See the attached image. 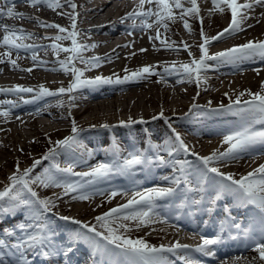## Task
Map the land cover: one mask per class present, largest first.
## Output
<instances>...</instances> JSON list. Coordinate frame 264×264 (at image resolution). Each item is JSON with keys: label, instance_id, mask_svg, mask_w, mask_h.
<instances>
[{"label": "snow or ice", "instance_id": "6c2138e0", "mask_svg": "<svg viewBox=\"0 0 264 264\" xmlns=\"http://www.w3.org/2000/svg\"><path fill=\"white\" fill-rule=\"evenodd\" d=\"M66 2L73 9V12L68 14L71 20V30L59 24L41 20L39 17H28L25 13L15 11L13 6H9L13 4V0H0V17L35 19L41 27L58 29V34L52 37L54 41H71L70 47H64L59 43H52L49 46L36 43L29 44L25 41L31 39L33 33L15 25L0 24V29L3 32V35L0 36V47L4 48V51L0 52V64L8 63L13 69L31 72L33 68L47 63L39 58L38 49L51 47L57 58L61 52L69 53L65 59H57V63L60 66L59 70L65 73L70 72L73 77L67 87L61 86L55 91L43 84L36 89L17 84L7 88L0 87V94L14 93L20 97L22 103H32L46 97L67 95L69 107H71V101L74 99L72 94L85 87L97 88L102 85L124 84L146 79L151 75L159 76L162 80L175 75L180 78L178 82H195L199 86L206 82L202 73L219 65H238L245 61L256 60L264 62V40H248L246 43L209 53V46L213 42L218 43L226 37L243 31L242 25L249 18L248 11L255 6L264 7V0H245L243 4L239 3L238 0H212L213 8L209 10L210 14L213 12L223 14L226 10H230L231 13V21L227 27L213 36H208L204 32L203 18L200 17L197 0H139L138 7L126 13L121 18V23L125 19H131L130 27L132 29L140 28L142 31L155 29V37L149 35V40H160L164 48H173L175 42L170 44L161 39L160 28L163 27L167 31L170 23H176L177 20H180L183 22L184 28L191 32L188 18L197 17L201 21L200 36L202 40L197 45L200 52L199 57L196 58L192 55L189 50L192 46L181 42L183 49L189 50V56L192 57L188 62L173 61L170 65L163 66L160 71L156 70L160 67L159 65H144L130 73L125 68V72L128 74L122 78L116 74H114L115 78L102 75L85 78L84 72L90 68L99 67L103 58L99 56L86 58L82 55L85 50L94 48L96 45L78 42V13L75 12L77 5L74 0H66ZM28 3L31 6L44 4L52 9L61 7L60 0H28ZM145 4L148 5L147 9L144 7ZM186 4L189 6L186 7ZM137 18L140 19L139 24L136 23ZM150 20L151 22H149ZM13 51L17 53L16 59L12 57ZM21 51L31 53L33 67L26 69L20 67L17 60ZM139 51L144 52L146 49ZM77 59L85 65L84 69L75 66L74 61ZM255 71L259 74L260 70L255 69ZM24 93L33 95L31 99H24L21 95ZM225 96H228V93H225ZM243 97L247 98L242 99ZM193 99L195 100V97ZM58 103L63 105L64 101L60 100ZM17 106V101L0 100V117L7 119L12 109ZM193 110H195L196 116L200 118H211L225 114L239 118L238 125L223 136L221 144H226L227 148L223 151L214 149L209 155L201 156L186 143L185 139L171 124H168L171 135L162 143H154L150 137H146L145 148L134 147L125 152L113 136L110 144V158L97 161L87 171H74L76 163L72 161L63 167L58 163H53L50 167L44 168L41 173L32 176L33 169L41 164L42 160L55 161L57 154L62 150L70 152L80 146L78 135L83 129H80L73 120L72 134L61 140L50 141L53 146L40 160H34L30 167L23 170L20 169L19 161H17L16 170L7 178L8 183L3 189H0V217H4L15 210L23 209L26 219L14 227L0 229V264H30L28 253L41 256L46 261L56 255L67 257L79 243H86L93 257L99 255L114 258V264H178V262L180 264H202L201 260L192 254L198 253L205 257H214L215 251L212 246L222 243V234L225 231L229 233L230 239L237 240L243 235L244 238L250 240L254 244L253 250L258 253L259 260L264 262V163L259 164L247 174L241 175L238 179L235 173L224 172L221 167L215 166L237 160L241 155L249 154L257 146H264V81H261L258 91L245 89L239 92L235 99L229 97L227 104L220 103L218 106L212 107L211 101L206 106L193 103L189 112L185 113L184 118H187ZM161 118L166 121L169 119L164 117L163 110L158 116L152 117L153 120ZM136 123L144 124L147 121L142 118L133 120L129 117L127 121L122 120L118 125L105 123L101 127L104 129L130 127ZM257 125H261V127L257 128ZM161 153H166V156L161 155ZM181 154L185 157L194 156L199 163L193 165L186 158L177 159L176 156ZM89 155H91L90 151ZM149 166H170L172 172L162 176L161 180L171 186L154 185L149 188H141L140 182L135 179V176L138 171H143L145 167ZM114 176L128 177L130 187L128 189L109 187L106 199L110 202L118 195L128 196V193L131 192L127 202L97 215L94 218L95 223L92 224L73 217H59L62 220L71 221L79 227L69 234L62 250L58 249L55 244L56 233L51 230L48 223V215L53 212L56 201L69 195L73 200H89L97 194V185L110 183ZM33 185H39L43 188L58 187L62 191L53 193L52 197L41 198L38 192L34 190ZM181 186H183L181 206L185 204L198 208L204 206V211L211 214L215 211V205L219 201L231 196L241 205L255 207L258 228L242 227L240 223L231 218L228 205H224L226 216L219 223L217 235L208 237L201 234V243L196 246L182 244L178 240L169 245L160 244L157 246L149 243L144 237L133 238L131 236L133 229L139 230L142 227L150 226L157 220L166 222V218H160L158 215V201L173 197L174 194L180 192ZM209 188L212 189L211 196H208L207 190ZM99 194L104 195L105 193L101 191ZM197 194L200 198H189ZM206 196L208 199L205 206Z\"/></svg>", "mask_w": 264, "mask_h": 264}, {"label": "bare ground", "instance_id": "6f19581e", "mask_svg": "<svg viewBox=\"0 0 264 264\" xmlns=\"http://www.w3.org/2000/svg\"><path fill=\"white\" fill-rule=\"evenodd\" d=\"M74 1H75V4L77 5V8L75 10L78 13L77 25L80 26L79 32L85 33L84 34V37H85L84 44L98 45L100 43L96 40L91 39L92 35L90 34V30L86 29V27H85L89 23H91V24L99 23V22L102 23V22L106 21V19H114V21L112 22L113 23L112 26L115 27V28H113L115 30L111 31L110 29H108L106 27L102 28V29H105L106 31L114 32V33H111V36H113L111 40H113L114 37H116L118 35V34H116V33H118L117 29H121L124 31L127 30L126 28H123L122 26H120L119 23H117V21H118L117 17H119L118 13H119L120 8H117L115 10H109L108 9L110 7L111 2H103V3H100L99 5H96V8L94 9V11L92 13H90V10L87 12V10H85V7L83 5L86 2H89V1L91 2L93 0H74ZM238 2L243 4V3H245V0H238ZM60 4H61V7L52 9V8L47 7L44 4L37 5V6H31L28 3V0H15L13 2V7L15 8V11L25 13L26 16H28V17L33 16L29 11L30 9L34 10V11L36 10L39 13L43 14V16L44 15L49 16V18L52 20V22L59 24V25L67 26L70 23V20L68 18H64L63 14L67 10L72 12L73 9L71 8L70 4L66 2V0L60 1ZM197 4H198V7L200 8V17H202L203 20L206 16H212L214 18L216 24L222 23L221 26L220 27L218 26L219 28H217L214 32L217 33L219 31L223 30L230 23L231 19L227 20V19L223 18L224 20L221 21L219 18H217L219 15H221V13H219V12H213L210 14L209 10L213 8L212 0H197ZM138 5H139V0H137L132 7L134 9H136L138 7ZM91 7H93V6H91ZM144 7H145V9H147L148 5L145 4ZM254 8L258 9V10L254 11ZM254 8L249 10L247 13L249 18L242 25L244 30L239 32L236 35L226 37L225 39H223L222 41H220L218 43L213 42L209 46V53L210 54L218 52V51H222L223 49L228 48V47H232L233 45H237L236 43H238V44L246 43L248 40H253V41L264 40V15H262V13H264L262 11V10H264V7L255 6ZM40 9H43V11H41ZM226 11H227V16L229 17L228 12L230 10H226ZM4 20H6V19H4ZM23 20H25V22L26 21L27 22L32 21V22H34V24L40 26L35 19L24 18ZM0 24H4L3 19H0ZM248 25H251V27H248ZM169 29H171V28H169ZM203 29H204V32L208 36L216 35V33H211L212 31H211L210 26H208V24L206 26L204 24ZM25 30L29 31L30 29L25 28ZM172 30L175 33V35H177L180 38L179 41L183 39L185 41V43L192 46L191 47V49L193 50L192 55L194 57L198 58V54H200V52H199V49L197 47L198 43L196 42V40L188 39L187 37L184 38V35L181 34V33H183V31H180L181 33L180 32L178 33V31H177L178 29H176L175 26L172 27V29L169 31L171 32ZM186 31L187 30L185 29V32ZM151 32H152L151 30L148 31V33L146 35L147 38H142V35H137L136 37H132V39H130L131 41L129 42V44L132 45V48H133V52H131V53H137V52L140 53V51H139L140 49H146V51H144V53H146V54H147V52H151V53L156 52V54H154V58H153V56H151V58H149V60L143 61L145 63H142V62L139 63L138 65H136V67H135L136 69L139 67H142L144 65H159L160 67H158L156 70L160 71L163 67V62H166V63L168 62L170 65L171 62H173V61L178 62V63L181 62L182 60H184V62L190 61V59L192 57H190V56L186 57L183 53V49H181V48H180V52L175 53L174 55H172L173 53L167 54V52H165L166 51L165 49H171V48L162 47L161 42L158 40H155V39L149 40V35H151V36L154 35ZM31 33L34 34V31ZM196 35H200V34L196 33ZM49 36H51V35L47 34L46 38ZM163 36H164V34H163ZM37 37H39V36H37ZM153 37H155V35ZM174 37H176V36H174ZM90 39H91V41H90ZM200 39H198V40H200ZM242 39H244V40H242ZM41 40H43V39H41ZM92 41H95V43ZM175 42L177 43L178 41H175ZM32 43H36L38 45L49 46L46 41H35L33 39V40H31L30 44H32ZM47 48L48 47H40L38 49V52H37L38 56H40L39 54H45L48 56V58L47 59L45 58L44 60L39 57L41 60L46 61L47 63H45L43 66H38V67L33 68V71H31V72L21 71L19 69H13L11 67V65H9L8 63L0 64V87L7 88V87H12L14 85L19 84V85H23L25 87H32V88L36 89L41 84L46 86L48 83L52 82L56 78V77L53 78V76H52L54 73H56V74L58 73L59 77H60L59 74L64 75V77H65V75H69L70 72L65 73L64 71L59 70L60 66L57 63V59L55 57L51 56V54ZM173 48H176V46L174 45ZM2 49H4V48L0 47V52H3ZM111 50L112 49H110V51ZM127 51H129V50H127ZM20 53H23L25 55L26 59L28 60L27 61L28 65L25 68H23V67H21V68L26 69V68L33 67V61L31 59V53L30 52H24V51H21ZM122 55H123V51H121L118 48L116 50V48H115L114 51L112 50L110 54H107V57L105 58L107 60L102 59L100 66L96 67L94 69V73H91V76H89L87 73H84V77L85 76L95 77L96 75H98L96 73L97 68H100V70H103L106 72H107V70H111L112 68L116 69L115 66H117V64L119 65L120 61H122ZM169 57H171V58H169ZM64 59H65V57H64ZM59 60H62V59L59 58ZM125 60H126V58H125ZM151 60H154V61H151ZM149 61H151V62H149ZM105 62H108L109 65H107V66L104 65ZM114 62H116V63L118 62V63L114 64ZM76 63H79L78 59L76 60ZM121 63H123V61ZM135 64H137V63H135ZM262 65H264V62H261L259 60L245 61V62H242L238 65H233V64L219 65L213 69L207 70V71L202 73V75L206 78V82L201 83L199 86L195 82H187V81L178 82V80L180 78L175 76V75L168 76L166 78V80H162L159 76H156V75L148 76L147 80H144L143 82H149V80H151L150 82L152 83V81H154V78L156 81L160 82L159 83L160 85H158L159 86L158 90L157 91L154 90V93H156L159 96V99L165 95L171 96L173 99H175L174 101L176 102L175 103L176 105L172 104L170 107H160L157 109V111L159 113L161 112V110H163V113H165L167 115V118H169L168 120H170L171 122H169L168 120L166 121L163 118L153 120L152 117H150L146 114V113L154 110L153 108H150L148 110V112L147 111L144 112L145 117L143 118V120L147 121V123H144V124L136 123V124L131 125L130 127H115V128H111V129L102 128L101 125H103V124H100V125L99 124L98 125L93 124L95 127H92L93 125L91 123L95 122L94 119L95 118H102L105 113H106V116L110 117L109 120H113V121H110V123L114 122L113 125H118L119 122L122 120L127 121L129 119V117H131V112L134 111V114H135L136 113L135 110L139 109L138 106L128 109V106H126V107L124 105L119 106L120 102L117 104V101L121 98V96L125 95V94H122L125 91H128V92L130 91V92L122 97L124 99H126V97H127V99H129V97H134L136 95L135 91L145 93L146 95H148V94L152 95L149 93V90L146 88V86H144L142 81H139V82L130 81V82H126L124 84L102 85V86H99L97 88L85 87V88H81V89L75 91L72 94L73 96L75 95L74 99L71 101L72 108L75 109L76 107L82 106L83 109L75 110V112L71 118H72V120H75V122H77V123L79 122V124H82V123H86V125L91 124V125H87L85 128H83V131L79 133V136L81 137V135H83L84 137L90 138L93 141L92 143L87 145V148L91 152V155H89V153L87 155H85L86 153H81L80 157L83 160L79 159L75 163L76 164H82L83 162H95V161L100 160V159H102V160L103 159H109L110 158L109 157L110 144L112 142L113 136L118 140L119 145H120L122 150H125L124 145L127 143L131 149H133L134 147L140 148L141 142H144L145 147H146V137H150L151 141L154 143H160L161 138L164 141L169 135H171L168 124H171V126L174 127L175 129H179L180 131H183L186 135H189L188 133H192L195 136H197L196 138L200 139V141H202V142H200L197 139L194 142H191V144L194 148L197 146H200V147H207L208 146V148H207L208 150H213L215 148V143H213L214 142L213 137L212 136L206 137V136H204V133L212 132V130L210 128L215 123H217L219 121H220V123L223 122V123L228 125L233 121V119L226 116V114H225V115H221V116H214L211 118H198L197 119L198 123H192L191 121H188L187 118H184L185 117L184 114L178 115L181 112L179 110L183 107L186 108L187 105L183 101L179 100L177 98L176 94L183 95L184 97H190V93L192 90L191 88L198 87V92L195 95V99H199L202 97L203 98H205V97L210 98L212 91L215 88H217L219 85L221 86L223 83H227V82H229V80L238 78L240 76H241L240 79H242V78L246 79V82H245L246 85L242 86L244 89H250L253 87L259 88L261 81H264V66L261 67ZM53 69H56V70H53ZM255 69L260 70L259 74H257V71H255ZM117 70H119V69H117ZM19 71L24 73V74L22 73L23 77L22 76L21 77L13 76V74L15 72H19ZM87 71H90V69ZM31 80L33 82H31ZM55 80H57V79H55ZM66 80H68V79H66ZM65 83H66V81H65ZM181 85L182 86L184 85L185 87L182 88ZM232 86H234V84ZM137 89H139V90H137ZM209 91H211V92H209ZM225 93H227V92L226 91L225 92H222V91L218 92V94H225ZM192 94H194V93H192ZM32 95L33 94H31V93H24L22 96L24 97V99H31ZM53 98L54 97H46V98H42L40 100H36L32 103H22L19 106H17L16 108L12 109L11 114L9 116L10 118L8 121L16 124L17 134L19 136L21 135V137H23V138H24V136L25 137L27 136V134H24L23 132L21 133V129L24 127L29 128V129H33V130L36 129V130H34L35 132H40L41 131V129L39 128V126H40V127L44 128V132L46 129L47 130L46 132L50 133L51 128H56V127L58 128L59 127V128L64 129L65 126H67V125H65V122L61 123L60 119H59V121L56 120V117L53 115V113H52L53 109L52 108L54 107L56 110H59V108L61 107V106H57V104L53 103V101H54ZM18 99L20 100L19 96L16 97V100H18ZM154 100L158 101L157 97L154 98ZM157 103L161 105V100ZM117 107H118V109H117ZM108 108H113V110L110 111V110H108ZM92 109L95 111H91ZM87 111H90V116L88 118L80 121V118L76 117L79 115L85 116L88 113ZM178 111H179V113H178ZM27 113L30 115H28ZM113 113H115V114H113ZM137 113H138V111H137ZM61 115H62V117H64L66 114H61ZM88 115H89V113H88ZM166 115H164V116H166ZM106 116L104 119H106ZM27 117H29L28 119L31 118L32 121L27 120ZM116 118L118 119V121H114ZM133 120H140V119H133ZM177 120H179V121H177ZM0 130H1V124H0ZM9 131H11V130L5 129L4 134L1 132H0V134L5 136V135H8V133H10ZM110 134L112 136H109ZM204 138H207V139H204ZM19 139H21V138H19ZM163 154H166V153H163ZM249 154H243L241 156L240 160H244V157L246 158L247 155L249 156ZM64 155L65 154L63 153L61 156H64ZM181 155L176 156V158L181 157ZM68 158H69V156L67 157V159ZM17 161H20V160H17ZM248 163H249V167H247V169L252 168L253 166H255L254 168H256L259 166V164L264 163V159L262 157H258V158H256V161H254V162L251 161ZM235 165H236V167H234V169H236L237 167L239 168L240 161L235 162ZM165 167L166 166H163V167H152V166H150V167H145L144 170L149 169V170H154L153 172L156 171L159 173V172H163L164 169H169V168H165ZM20 168H21V166H20ZM245 171L250 172V170H245ZM117 177H120V176H117ZM0 181H1V179H0ZM106 185L107 186L114 185V182L106 183ZM51 189H54V187ZM129 196H130V193H128V196H121L120 195L119 199H121V201L118 202L117 204L119 205L123 201H127ZM5 206H7V205H5ZM74 208H75V211L77 214L83 212V210H86V207L85 208L84 207H81V208L74 207ZM19 215L22 216L20 218L21 221H24L26 219V218H24V212H22V209H18V210H15L14 212L4 216L3 219L0 220V224H5L7 222L9 223V222L14 220L15 216H19ZM49 215H48L49 218L51 217L52 219H55L53 215L52 216H49ZM235 218L237 220H240L242 227L246 228V225L242 224V223H244V222H242L245 219L244 216H235ZM246 218L249 221L255 222V221H257V213L248 214ZM17 219H19V218H17ZM54 224L55 223H52V225H54ZM10 225H11V223H10ZM184 225L189 226L195 230L200 228V226L197 222L185 223ZM151 226L153 227V229L158 230L161 233V235H159V236H162L163 234L167 235L168 237H166L167 238L166 241L169 243H171L174 240L181 241V239H182V240L186 241L187 239H194V236H197L200 240V236L198 234L182 233V232H179L178 229L175 230L172 228H168L167 225L161 226L158 222L153 223ZM186 226H184V227H186ZM256 228H258V227H253L252 229H256ZM55 231L57 233L58 239L61 241L62 245H64V243L67 241L68 236L70 234L69 230L62 228L59 225L55 229ZM169 234L172 237H170ZM177 236H178V238L176 239L175 237H177ZM222 237H223L222 243H220L218 245H221V244H224L227 242L225 237L224 236H222ZM242 237H243V235H242ZM244 240L247 241L248 239L244 238ZM55 243L58 245L57 248L62 250V245H60V242H58V240L56 239V236H55ZM154 243H156V242H154ZM77 249L78 250H77L76 255H74V258L81 260V259H84L86 257L88 260V264H100L101 263L102 256L97 255V256L93 257L91 255V251L87 253V249H85L82 246L77 247ZM28 254H30V256H34V254H32V253H28ZM71 255H72V253H71ZM58 259L61 261L62 264H65V260H67V257H65L63 255H58ZM229 264H264V262L259 260L257 252H254V253L251 252L247 255V257L240 260L239 262L234 260V261L230 262Z\"/></svg>", "mask_w": 264, "mask_h": 264}, {"label": "rangeland", "instance_id": "374dc122", "mask_svg": "<svg viewBox=\"0 0 264 264\" xmlns=\"http://www.w3.org/2000/svg\"><path fill=\"white\" fill-rule=\"evenodd\" d=\"M60 1H64V0H60ZM94 1V2H93ZM89 6H92L93 4H97L103 0H93ZM9 6H13L12 5H9ZM84 7L86 5H83ZM88 6V5H87ZM88 6V7H89ZM41 11H43V9H40ZM30 13L33 15V16H39L41 20H44L46 22H51V23H54L52 22V20L49 18V16H43V14L39 13L38 11H34V10H29ZM54 12V11H53ZM69 12V13H68ZM71 11L67 10L65 11V13L63 14L64 15V18H68V14H70ZM73 12V11H72ZM91 13V12H90ZM223 14L222 15H219L217 18H219L221 21L223 20ZM191 18V19H190ZM0 19H3V22L4 24H9V25H15L17 27H22L23 29L27 28V29H30L29 31L30 32H33L34 31V35L31 39L25 41L26 43L28 42L30 44L31 40H35V41H47V44L48 45H51L52 43H59L61 44L62 46L64 47H70L69 46V41L68 40H60V41H54L52 39V37H55V35H51L49 37L46 38V35H44L45 33H49L50 30L47 29V28H44V27H41V26H38L36 24H34V22H25V20L23 19H20V18H17V17H13V18H8V17H0ZM6 19V20H4ZM189 20V23L191 25V33L189 31H186L185 32V28H184V25H183V22L180 21V20H177L176 23H170L169 24V28L172 29V27L175 26L176 29H178V33L180 31H183V33H181L182 35H184V38H188V39H193V40H196V42L199 44L202 42V40L200 39L201 36L200 35H196L197 34H200V30H201V21L199 18L197 17H189L188 18ZM208 19V20H207ZM198 22H197V21ZM205 22V23H204ZM208 24V26H210L211 28V33H216L214 32L217 28H219L221 26L222 23L220 24H216L215 23V20L212 16H206L203 20V27H204V24L205 26ZM56 24V23H55ZM91 23L88 24V26L90 25ZM86 25V24H85ZM195 26V27H194ZM219 26V27H218ZM162 28V29H161ZM160 28V33H161V39H164L166 40L168 43H172V42H175V41H178L177 43L175 42V46L176 48H171V49H165L167 52V54H171L173 53L172 55H174L175 53H178L180 52V48L183 49L182 47V44L181 42H184L185 41H179L177 39V35H175V33L173 32V30L170 32L169 30L165 31L163 27ZM152 32V34L156 35V32H155V29H150ZM0 35L2 36L3 32H2V29H0ZM57 32V31H56ZM147 32V31H146ZM146 32L143 33V36L145 37L146 36ZM185 32V33H184ZM37 33V34H36ZM168 33V34H167ZM171 33V34H170ZM164 34V36H163ZM153 35V36H154ZM39 36V37H37ZM176 36V37H174ZM190 36V37H189ZM194 36V37H193ZM171 37V38H170ZM43 40H41V39ZM200 39V40H198ZM244 40V39H242ZM160 41V40H158ZM85 42V41H84ZM238 44V43H236ZM162 46V45H161ZM163 47V46H162ZM51 54V56L55 57L56 59H59L61 58L62 60L64 59V54H68V53H64V52H61L59 54V57L57 58V56L55 55L53 49L51 47H48L47 48ZM129 50L128 48L126 49V51ZM191 51V53L193 54V50L190 48L189 49ZM189 50H184L183 49V53L186 57H189ZM2 51H4V49H2ZM176 51V52H175ZM129 52V53H128ZM133 50H129L127 52H123V55H122V61L123 63H121L122 61H120V64L117 66H115L116 69L112 68L111 70H107V72L105 71L104 74H108V75H114L116 73V75L118 76H122L124 77L123 75H126L132 71H134L136 68V65H138L139 63H145L143 61L145 60H149V58H151V56H153L154 58V54H156V52L154 53H151V52H147L144 53V52H137L135 53V55H132ZM139 53V54H138ZM187 53V54H186ZM126 54V55H125ZM129 54V55H128ZM40 58L41 59H47L48 56L45 55V54H39ZM12 57L14 59L17 58V53L15 51L12 52ZM131 57V58H130ZM144 57V58H143ZM146 57V58H145ZM126 58V60H125ZM171 58V57H169ZM173 58V57H172ZM179 58V57H178ZM27 59L25 57V55L23 53H19V59L17 60L18 64L20 65V67H23L25 68L28 63H27ZM130 61V62H129ZM151 61H154V60H151ZM149 61V62H151ZM24 62V63H23ZM181 62H184V60H182ZM137 63V64H135ZM163 64H169L168 62H163ZM165 66V65H164ZM264 65H262L261 67H263ZM260 67V66H259ZM125 68L128 69V73L125 72ZM91 71L89 73V71H85L84 73H87V74H90L89 76H91V72H94V69L93 68H90ZM119 69V70H117ZM123 69V71H122ZM97 70H100V68H97ZM96 70V71H97ZM115 70V71H114ZM103 71V70H101ZM119 71V72H118ZM118 72V73H117ZM23 72L19 71V72H15L13 74V76H18V77H23ZM113 73V74H112ZM242 73V72H241ZM60 77L58 76V73H54L52 76L53 78L57 79V80H53L52 82L48 83L45 87L49 88L50 90H53L55 91L56 89L60 88L61 86H64V87H67L68 83L71 81L72 77H71V74L69 73V75H61L59 74ZM241 75V74H240ZM69 76V77H68ZM87 77V76H86ZM241 77V76H240ZM240 77L238 78H235V79H232V80H229V82L227 83H223L221 86L219 85L217 88H215L213 91H212V94H211V97L207 98H199V99H196L194 100L193 97H195L196 93L198 92V87H194V88H191V93H190V97H184L183 95H177V98L181 101H183L187 107H189L190 105H192L193 103L195 104H198V105H202V106H206L208 105L207 103L209 101H211V104L213 106H218L220 103H224V104H227L229 102V97H231L232 99H235L236 95L239 93V92H242L244 91L245 89L242 87V86H245V82H246V79L245 78H242L240 79ZM63 78V79H62ZM68 79V80H66ZM206 79V78H205ZM144 80H147L146 79H141V80H138L136 82H139V81H144ZM66 81V83H65ZM151 80H149V82H143L144 86H146V88L149 90V93L152 94V95H146L145 93H142V92H139V91H135V96L134 97H129V99H124L122 98L123 96H125L126 94H128L129 92L128 91H125L123 92L122 94H125L123 96H121V98L117 101V104L119 103V106L120 105H124L125 107L128 106V109L130 108H133V107H136L138 106L139 109L135 110V112L137 113H140V114H143L144 112H148V110L150 108H153L154 110H152L151 112H148L146 113L148 116H158L159 112L157 111L158 108L160 107H170L172 104L173 105H176L175 103V99H173L171 96H162L160 99H159V96L154 93V90L157 91L158 90V85H160L158 81L155 80L154 78V81H152V83L150 82ZM31 82H33L31 80ZM55 82V83H54ZM52 83V84H51ZM149 83V84H148ZM35 84V83H34ZM227 84V85H226ZM234 84V86H232ZM206 85V84H205ZM224 85V86H223ZM153 86V87H152ZM182 88H184L185 86L181 85ZM223 87V88H222ZM157 88V89H156ZM228 88V89H227ZM241 88V89H240ZM152 89V90H151ZM221 89V90H220ZM252 91H258L259 88L257 87H253V88H250ZM139 90V89H137ZM219 91H222V92H227L228 93V96H225V94H218ZM211 92V91H209ZM159 93V92H158ZM194 93V94H192ZM13 93H9V94H0V100H4V99H8V100H14V101H17L18 103V106L20 104H22V102H20V100H16V97H18L16 94H13ZM121 94V95H122ZM144 94V95H143ZM156 94V95H155ZM23 95V94H21ZM154 95V96H153ZM137 97V98H136ZM157 97L158 101H155L154 98ZM167 98V99H166ZM247 97H243L242 99H246ZM54 101L53 103H57V106H61L59 108V110H56L53 108V115L56 117V120L59 121L60 117H61V114H65L69 111V109H66V107L68 108L69 107V102H68V97L67 95H64V96H55L54 98ZM59 100H63L65 103V106H64V103H63V106L61 104L58 103ZM161 100V105L158 104L157 102H159ZM166 101V102H165ZM194 101V102H193ZM199 101V102H198ZM204 101V102H203ZM68 103V104H67ZM214 103V104H213ZM67 104V105H66ZM168 104V105H167ZM130 106V107H129ZM52 107V106H51ZM82 107V106H81ZM124 107V108H125ZM181 108L179 111L180 114L178 115H181V114H184L188 108ZM72 108V106L70 107ZM62 109V110H61ZM73 109V108H72ZM81 108L80 107H76L75 109H73V111H69V113H67L66 115V118H64L65 120H62L60 119V122H71L73 121L72 117L75 110H80ZM83 109V108H82ZM118 109V107H117ZM108 110L112 111L113 108H108ZM67 111V112H66ZM91 111H95V110H91ZM178 111V113H179ZM88 113L84 116H76V117H79L80 118V121L81 120H84L86 118H88L90 116V111H87ZM107 112V111H106ZM122 112V111H121ZM134 112V111H133ZM61 113V114H60ZM28 114V113H27ZM26 114V115H27ZM115 114V113H113ZM132 114V112H131ZM30 115V114H28ZM72 115V116H71ZM164 115H166L164 113ZM191 115H193V112L191 113ZM106 116V113L104 114V116L102 118H95V120H100V119H104ZM113 116V115H112ZM111 116V117H112ZM69 117V119H67ZM85 117V118H84ZM108 117V118H107ZM167 118V115L164 116ZM10 117H8L7 119H5L4 117H0V124H1V130L0 132L4 134L5 132V129L7 130H11L9 131L10 133H8V135H1L0 134V188H2L3 184L5 183L6 180H8L7 178L12 174V172L14 170H16V164H17V160H20L19 161V167L21 166V170L25 169V168H28L30 167L32 164H33V161L34 160H40L41 157L47 152L45 151V149H47L48 145H50V141L54 142V141H57V139H59L61 136H63L65 134V129H62V128H51V132L50 133H47L46 129H45V132H44V128L40 127L39 128L41 129L40 132H35L34 130L36 129H29V128H22L21 129V133L23 132L24 134H27V136L24 138L21 137V135L19 136L17 134V127H16V124L13 123V122H10L8 121ZM29 117H27V120H31L28 119ZM78 118V119H79ZM106 119L109 120L110 117L109 116H106ZM104 119V120H106ZM188 119V117H187ZM32 121V120H31ZM47 121V120H46ZM114 121H118V119L116 118ZM169 122H171L170 120H168ZM179 121V120H177ZM48 122V121H47ZM68 122V123H69ZM55 123V122H54ZM65 123V124H66ZM79 123V122H78ZM97 123V122H96ZM99 123V122H98ZM95 124V123H93ZM88 125V124H87ZM86 124L83 125L84 127L87 126ZM100 125V124H99ZM7 126V127H6ZM69 128H70V124H69ZM25 129V130H24ZM71 129V128H70ZM34 131V132H33ZM177 132H179L181 134V136H189V138H191V141L190 139H186V137L184 138L185 141H188V142H193L195 141L196 139L200 141V139L194 137L195 135L194 134H189V135H186L183 131H180L179 129H176ZM39 134V135H38ZM44 134V135H43ZM15 136V137H14ZM11 138V139H10ZM21 138V139H19ZM196 138V139H195ZM15 139V140H14ZM31 139V140H30ZM207 139V138H205ZM204 140V139H203ZM214 140V143H215V149H219L220 151H223L224 149H221L219 148V146L217 145V142L220 141V139H213ZM202 142V141H200ZM16 143V144H15ZM196 145V144H195ZM47 147V148H46ZM227 148V145L225 144L224 145V148ZM207 147H200V146H197L195 147L196 149V153H199V155H207L209 153H211L213 150H208ZM200 149V150H199ZM204 150V151H203ZM43 153V154H41ZM64 152H61L59 154H57L56 156V159L55 161L51 160V162H41V164L37 165L35 169H33V172H32V176H35L36 174L38 173H41L43 171L44 168L46 167H50L53 163H58L60 164L61 167L63 166H66V164L64 163V160L62 158V156L59 157V155L63 154ZM17 158V159H16ZM11 159V160H10ZM23 160V161H22ZM47 161V160H46ZM27 164V165H26ZM247 167H249V163L246 161L244 162V160L240 163V166L239 168L237 167L236 169H232L231 172L235 173L238 177L241 173H248L246 172L245 170H253L255 166H253L252 168H249L247 169ZM240 173H239V172ZM4 172V173H3ZM8 174V175H7ZM6 175V176H5ZM74 179V178H73ZM2 182V183H1ZM33 188L36 192H38L39 196L41 198H44V197H52L53 196V193H60L62 191L61 188H58V187H54V189H51L53 187H48V188H43V187H40L39 185H33ZM100 193V192H99ZM100 196V197H99ZM94 198H91L89 200H79V199H76V200H73L71 198V195L69 196H64L62 197L61 199L57 200L56 201V206L53 208V209H58L59 210V213L62 214L61 210H63L65 208L66 211L64 212H68V211H72L74 213V209L72 210V207H78V208H81V207H86V210H83V212L81 213H78L80 215V219L81 221H84V222H89L90 224L92 223H95V220L94 218L97 216V215H100L101 213L105 212V211H108L109 208H112V207H116L118 204V202L121 201V199H117V201L114 199H112L110 202L106 199V195H94L92 196ZM119 200V201H118ZM93 203V204H92ZM117 204V205H116ZM90 208V209H89ZM22 212H24V210L22 209ZM22 216L19 215V216H15L14 219H17V218H21ZM51 218V217H50ZM3 219V217H2ZM52 219V218H51ZM54 223V221H53ZM150 227V226H149ZM152 227V226H151ZM153 229V228H152ZM154 230V229H153ZM155 233L152 232L151 228H148L147 226L145 227H142L141 229L139 230H135L133 229V231L131 232V236L133 238H136V237H144L146 240H148V238L151 237V232L153 234H157V231L154 230ZM159 232V231H158ZM159 235H161V233L159 232ZM166 237H168L167 235H162V236H159L160 239H162L163 241H166ZM171 237V236H170ZM154 241H157L155 239H151V240H148L149 243H154Z\"/></svg>", "mask_w": 264, "mask_h": 264}]
</instances>
